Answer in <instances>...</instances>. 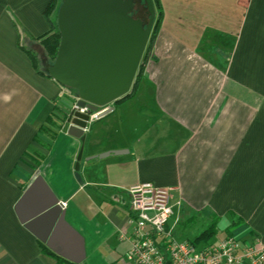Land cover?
<instances>
[{
    "label": "crops",
    "instance_id": "1",
    "mask_svg": "<svg viewBox=\"0 0 264 264\" xmlns=\"http://www.w3.org/2000/svg\"><path fill=\"white\" fill-rule=\"evenodd\" d=\"M51 2L0 0V264H131L119 234L128 188L146 181L181 202L178 238L189 240L182 221L199 219L225 232L206 245L228 235L264 244V0H159L138 91L91 121L84 141L57 116L48 122L77 94L40 73L30 51L52 30ZM112 150L121 153L94 157ZM39 175L84 238L81 262L62 254L77 251L70 234L40 237L47 217L35 230L22 221L47 204L41 187L18 208Z\"/></svg>",
    "mask_w": 264,
    "mask_h": 264
},
{
    "label": "water",
    "instance_id": "2",
    "mask_svg": "<svg viewBox=\"0 0 264 264\" xmlns=\"http://www.w3.org/2000/svg\"><path fill=\"white\" fill-rule=\"evenodd\" d=\"M149 20L135 17V0H62L58 11V27L61 34L58 52L48 67L50 76L64 87L76 90L80 106H88L101 118L114 109L113 103L130 92L146 47L152 34L156 7L154 0H146ZM90 113L70 110L65 123L68 133L84 141V133L90 123ZM112 150L94 157L119 154ZM83 147L76 163L79 172ZM45 188L46 206L30 217H24L30 229L35 230L43 217L50 220L47 235L40 236L48 245L62 232L74 237L77 251L62 252L75 262L85 257L84 238L66 220L62 202L54 195L43 176L39 175L26 190L18 208L38 188Z\"/></svg>",
    "mask_w": 264,
    "mask_h": 264
},
{
    "label": "built area",
    "instance_id": "3",
    "mask_svg": "<svg viewBox=\"0 0 264 264\" xmlns=\"http://www.w3.org/2000/svg\"><path fill=\"white\" fill-rule=\"evenodd\" d=\"M78 96L72 110L90 113V122L98 119L99 113L88 106L78 104ZM130 211L127 227L119 238L130 243L127 259L133 264H264V244L256 239L246 243L230 235L207 246L195 245L192 241L176 236L175 227L180 217L174 201L172 187L146 181L128 188ZM66 207V202H62ZM174 220L172 221V219Z\"/></svg>",
    "mask_w": 264,
    "mask_h": 264
},
{
    "label": "trees",
    "instance_id": "4",
    "mask_svg": "<svg viewBox=\"0 0 264 264\" xmlns=\"http://www.w3.org/2000/svg\"><path fill=\"white\" fill-rule=\"evenodd\" d=\"M59 1L60 0H52V2L49 4L48 9H47V14H48L50 21L52 22V26H53L52 30L39 39V44L36 45L35 49L33 48L30 50L32 55H33L34 66L39 70L40 73L45 74L49 77H51V76L49 74L48 68H47V70H46V68L43 69L39 65V62H40V57L42 55L48 59L50 64H52L54 62L56 55H57V52H58L60 39H61V34L59 31V27H58ZM154 3H155V7H156V5H158L159 7L161 6L159 0H154ZM160 10H161V7H160ZM160 13H162V12H160ZM52 14L54 15V19L51 20ZM133 15H134V11H133ZM160 25H161V21H160V16H159L158 21H156L154 23L151 37L149 39V42H148V45L146 47L142 62L139 66L138 72L136 74V77H135V80L133 82V85H132L130 92L127 93L126 95H124L123 97L117 99L114 103L117 104L121 101H124V100L134 96L136 94V92L138 91V88H139V86L142 82V79L145 75V72H146L148 60L152 56L153 45L155 43L157 30L159 29ZM66 88L71 90V91H76V90L68 88V87H66ZM75 93L77 94V92H75ZM55 116H57V118L61 121V125L63 122L66 121V118H67L66 114L58 115L57 113H55L53 116H51L48 119V122H50V123L54 122ZM216 231H217L216 224H212L210 227H208L203 232H201L198 236H196V238L194 240H192V242L198 246H200L201 242H204L205 245H201L200 247L210 245V244L206 245V243H208L210 238L215 235Z\"/></svg>",
    "mask_w": 264,
    "mask_h": 264
},
{
    "label": "rangeland",
    "instance_id": "5",
    "mask_svg": "<svg viewBox=\"0 0 264 264\" xmlns=\"http://www.w3.org/2000/svg\"><path fill=\"white\" fill-rule=\"evenodd\" d=\"M135 1H136V8L134 10V15H136V16L140 15L146 20V22H148L149 14L147 13L148 8H147L146 0H135ZM61 3H62V0L59 1V7H60ZM58 11H59V8H58ZM160 12H161L160 7L158 5H156L155 22L158 21V17L161 14ZM153 50H154V45H153ZM152 55H153V51H152ZM151 58H152V56L149 58L148 63L151 60ZM148 63H147V65H148ZM39 65L43 69L46 68V70H47L48 66H50L51 64L47 58H45L44 56L41 55ZM74 92H76V91H74ZM140 96L141 95L138 96L137 100L136 99L134 100V103H136L137 107L148 108L147 102H149V100L145 99V98L143 99ZM208 227H209V225L207 224V222L205 220L200 221L199 219H196L195 221H192V222L191 221H185V222L182 221L180 229L182 230V234H184L186 236L185 237L186 239L193 240L197 235H199L201 232H203ZM224 235H225V232L223 230H220V231L218 230L215 233V236L210 238L211 239L210 241L212 242L214 238L222 237ZM228 236H230V235H228ZM204 244H205L204 242H201L200 246L204 245ZM124 260L128 263L133 264L132 262H130L127 259V257H124Z\"/></svg>",
    "mask_w": 264,
    "mask_h": 264
},
{
    "label": "flooded vegetation",
    "instance_id": "6",
    "mask_svg": "<svg viewBox=\"0 0 264 264\" xmlns=\"http://www.w3.org/2000/svg\"><path fill=\"white\" fill-rule=\"evenodd\" d=\"M135 17H138V18H142V19H144L142 16H140V15H134ZM145 20V19H144ZM146 21V20H145ZM154 23H155V21H154Z\"/></svg>",
    "mask_w": 264,
    "mask_h": 264
}]
</instances>
